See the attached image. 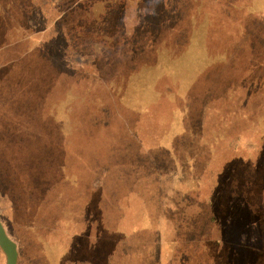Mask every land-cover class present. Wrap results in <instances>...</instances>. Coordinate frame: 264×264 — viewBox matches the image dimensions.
Instances as JSON below:
<instances>
[{
  "label": "crops",
  "instance_id": "1",
  "mask_svg": "<svg viewBox=\"0 0 264 264\" xmlns=\"http://www.w3.org/2000/svg\"><path fill=\"white\" fill-rule=\"evenodd\" d=\"M36 3L0 0V212L19 264H238L244 248L239 223L229 232L216 209L226 164L256 162L263 146L264 26L249 29L234 19L238 12L225 10L233 13L226 17L238 48L215 94L218 105L205 100L219 81L213 83L208 64L198 70L209 81L204 91L193 86L179 94L173 86L168 95L189 99L186 134L180 135V125L174 130L176 100L137 132L102 101L116 94L90 69L97 47L76 31L84 13H37L52 4ZM190 3L180 13H211L196 12ZM177 18L173 30L180 33ZM75 31L84 56L68 65L63 51L72 49ZM170 47L176 82L183 67L196 69V58L189 42L172 39ZM85 78L95 89L81 93L69 85ZM201 95L203 105L190 100ZM57 96L60 121L53 124L47 119ZM69 97L76 99L70 107L62 102ZM229 110L238 114L236 123L229 124ZM194 125L202 129L190 130ZM167 142L173 151L166 156ZM171 208L187 210L188 233L164 212ZM151 225L156 232H149ZM229 236L235 250L225 245Z\"/></svg>",
  "mask_w": 264,
  "mask_h": 264
},
{
  "label": "trees",
  "instance_id": "2",
  "mask_svg": "<svg viewBox=\"0 0 264 264\" xmlns=\"http://www.w3.org/2000/svg\"><path fill=\"white\" fill-rule=\"evenodd\" d=\"M26 1L27 0H25V3ZM36 1V5H38L40 0ZM240 1L237 0V3ZM244 1L245 0H243V2ZM190 2L191 0H51V7H43L37 13L44 11L47 13V10L50 13H56V11H64L66 9L68 12L72 11V13H84L83 15H79L81 19L77 20L79 21V25L76 31L77 34L79 33L80 35V41L84 40L86 43L88 42L97 47L92 53L94 62L93 67H90V69L102 77L103 84L110 88V92L116 94L115 98L106 99V101L102 99L103 103H109L111 107H115L117 116L123 120V123L126 122L129 124L131 120L126 119V117L119 112V109L130 108L129 115L132 119L137 120L138 128L139 126H147L150 128V126L156 122L152 117H156L155 115L159 113L158 110L166 111L169 109L171 101L176 100L175 105L180 108V111L178 112L179 114L176 115L178 119L174 120V130L177 131L176 125H180V131L178 132H180L181 135L187 133V127L183 126V122L186 121L184 118L187 116V101H189V99H174L168 97V95L173 91V86L176 93L181 94L183 91L193 86H196L202 92L206 84L209 83V81L199 74L197 68L195 69L193 67H183V73L174 78L179 80L173 82L172 66L168 64L171 58V53L169 54L171 51V40L178 38L182 42L184 37L189 38L192 36L190 34L191 31L188 29L190 21L185 22V19H181L180 17V12L182 10H187ZM212 3L213 1L211 0V3L207 4L206 0V6L204 7L203 0H194L190 3V8L192 7V9L195 10L198 8L196 12L203 8L209 9L211 13L226 12L219 5L213 10ZM183 7L185 8L183 9ZM124 13L130 14L126 16ZM156 13L159 14L156 16ZM211 13L208 14L211 15ZM252 15H254V18H257L255 20L258 21L259 26L262 28V26H264V7L260 11L258 9L256 14L254 13ZM259 15L263 17L258 18L257 16ZM177 16L180 18V33H177V30H173L178 26ZM225 18L230 24L226 15ZM245 18L248 17L246 16ZM224 22L226 27V21L224 20ZM253 26L259 27L257 25ZM253 26L250 25V27ZM229 28L232 33H230L231 36H235L237 39L231 26ZM76 31L72 34V37L69 38L68 44L75 53L84 54L82 47H80L82 48L80 50L76 49L78 37ZM208 35L212 38L211 32H209ZM88 51L91 52V50ZM202 62L210 61L203 59ZM68 65L71 64L68 63ZM201 72L202 70L200 69V73ZM225 72L226 71L223 72L224 76L223 74L219 76V79H217L219 81L212 86V93L205 99L207 100V104L218 105L215 103V94L219 93L221 82L225 83ZM91 75H89V77ZM193 78H195V80H193ZM70 84L74 88L77 86L81 93H87L89 89H95L90 78H85V80L82 79V83L76 84L75 81H72L69 82V85ZM59 99V96L53 99V113L51 119H47L53 124L60 121ZM203 99L201 95V97L190 100L196 101L197 105H203ZM230 100L234 102L236 99L231 97ZM62 102H64L63 105L66 104L70 107L72 104L76 103V99L69 97L66 101L64 99ZM118 103H120V105H118ZM232 113L235 112L229 110V124L236 123L238 118V114L235 113V115ZM56 114L59 116H56ZM137 114L138 117L136 116ZM196 120H199L198 123H201L203 121L202 115ZM236 125L237 124H234V126ZM131 126L134 127L133 125ZM138 128H135L137 132H139ZM189 129L198 132L202 127L201 125H194V127H189ZM260 159L262 161L264 160V142L256 162H259ZM253 163L251 161L240 163L238 160H231L226 164L224 169L225 173L221 181V193L219 194L221 206L216 209V216L224 219L223 214L221 216L219 211L227 210V207H225L227 197L233 202V205L228 207L230 211L233 210L236 213L240 211V218L242 219H244L245 214L251 212L250 208L252 206L255 207L257 205L258 216L257 220L254 222L257 232H255V234L258 233L257 240L263 241L264 206H260L262 204L261 202V204L256 203L255 199H264V183H260V187L257 185L254 187L255 184L244 187L243 184L238 183L243 177L244 172L243 170L241 171L237 165L241 168L245 166L252 167ZM262 170L263 168L259 173L257 171L252 172L253 177L259 176L264 178V170ZM228 179H230V182L227 187L225 182H228ZM238 198L240 201H238ZM262 205H264V203ZM245 207L247 208L246 210H244ZM177 210L178 212L175 215H171L172 220L176 222L177 228L181 233H188L190 231L187 227L188 212L182 208ZM167 211L164 212L168 214ZM242 234L244 235L245 233L242 232ZM247 234L253 233L248 232ZM252 250H255V248L251 250L244 249L243 256L241 259L239 258L240 261L238 264H245L244 255L250 257L251 254L253 256Z\"/></svg>",
  "mask_w": 264,
  "mask_h": 264
},
{
  "label": "rangeland",
  "instance_id": "3",
  "mask_svg": "<svg viewBox=\"0 0 264 264\" xmlns=\"http://www.w3.org/2000/svg\"><path fill=\"white\" fill-rule=\"evenodd\" d=\"M212 1H213L212 3L213 10L216 9V7H218L217 5H219L224 10L238 12V13H234V15L238 14L240 16L237 19L236 18L234 19L243 22L244 24L249 26V29H252L250 28V25L259 26L258 21L255 20L257 18H254V15L252 14L254 13L256 14V11L258 9L259 11L263 9L264 0H254V1L245 0L244 2L243 0L241 1L239 0L240 1L238 2L239 4L237 3V0H212ZM184 8L185 7H183V9ZM196 10H198V8H196ZM47 13H50V12L47 10ZM244 13H248V15ZM225 15L233 16V13H211V15H209L208 13H205V14L203 13H180L181 19H185V22L190 21V26L188 29L191 31L190 34L192 35L189 38L184 37L183 42L190 43V53L192 54V49H193V52L196 58L195 65H196L197 70L205 67V70L207 71L210 68L208 67V64L211 65L213 83L215 80L219 79V76H222L223 72L225 71L229 63L230 58L233 57V55L237 51V39L235 36H231L232 33L229 28L230 24L227 22ZM246 16L248 18H245ZM224 20L226 21V27H225ZM209 32H211L212 38H210V35H208ZM192 42L194 43V46H192L191 44ZM53 52L54 54H57L58 56L59 50L53 51ZM63 54L65 55L67 62L69 64L74 63V61L77 58L81 59V57L84 56V54L75 53L72 49H69L68 51L64 50ZM203 59L210 61L212 64L210 62H202ZM120 103H118V105H120ZM129 109L130 108L119 109V112L124 117H126V119L131 120V123L129 124L133 125L134 128L136 127L138 128L137 120L132 119V117L129 115ZM56 116H59V115L56 114ZM136 116L138 117V114ZM52 132L54 136L56 132L54 127L52 129ZM164 147H165L164 154L166 156L171 155L173 149H172V146L169 145V142H167L166 146ZM153 153H155V151ZM263 161L260 159L259 162L257 161L253 163L252 167L245 166L241 168L239 165H237L241 169V171L243 170L244 172L243 177L240 179L238 183L243 184L244 187H247V185H251V184H255L254 187L256 185L260 187L259 184L264 183V178H261L259 176L253 177L252 172L257 171L259 173V171L262 168L264 170ZM151 164L153 165V167L155 166L154 161ZM229 182H230V179H228V182H225V185L227 187H228ZM238 201H240L239 198H238ZM255 202L256 203L261 202L263 204L264 199L256 198ZM232 203H233L232 200L229 199V197H227L226 203H225V207H227V210H224V211L220 210L219 212L221 216L223 214V217L227 218L229 232L235 231L234 228L230 226L231 224H235L236 222L239 223L240 230L238 234L240 232L245 233L244 235H242L243 247H244L243 251L244 249L251 250L252 248H255V250H252L253 256L251 254H250V257L248 255H244V263L245 264H264V240L263 241L257 240L258 233L255 234L257 230L254 226V222L257 220V216H258L257 205L255 207L252 206L250 208L251 212H248L247 214H245L244 219H242L240 218V214H241L240 211L236 213L233 210L230 211V209L228 208L229 206L233 205ZM262 204L260 206L263 207L264 205ZM175 209L176 208H171L170 210L167 211L170 217L171 215H175L178 212V210H175ZM246 209L247 208L245 207L244 210ZM149 217H154V213L152 211H149ZM149 229L151 230V231L149 230L150 233L156 232L155 225H151ZM248 232H251L253 234H247ZM239 236L240 234L238 235V237ZM233 237H235V233H233ZM255 237H256V240H255ZM227 238L229 241L226 242L225 245L228 247L229 250L231 249L235 250L236 242L232 241L230 239V236ZM0 247H1L0 264H19L16 244L12 236L11 226L9 224V221L7 223V219H5V221L2 220L1 212H0ZM233 260L235 259L233 258ZM238 261H240L239 258H238Z\"/></svg>",
  "mask_w": 264,
  "mask_h": 264
}]
</instances>
